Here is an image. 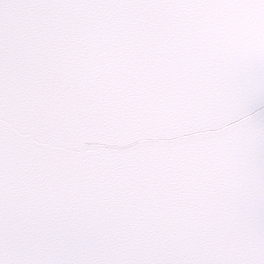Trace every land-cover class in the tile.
Masks as SVG:
<instances>
[{"label":"water","instance_id":"1","mask_svg":"<svg viewBox=\"0 0 264 264\" xmlns=\"http://www.w3.org/2000/svg\"><path fill=\"white\" fill-rule=\"evenodd\" d=\"M0 264H264V0H0Z\"/></svg>","mask_w":264,"mask_h":264}]
</instances>
